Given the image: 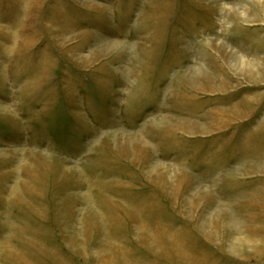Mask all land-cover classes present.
I'll list each match as a JSON object with an SVG mask.
<instances>
[{
	"label": "rangeland",
	"instance_id": "374dc122",
	"mask_svg": "<svg viewBox=\"0 0 264 264\" xmlns=\"http://www.w3.org/2000/svg\"><path fill=\"white\" fill-rule=\"evenodd\" d=\"M0 264H264V0H0Z\"/></svg>",
	"mask_w": 264,
	"mask_h": 264
}]
</instances>
